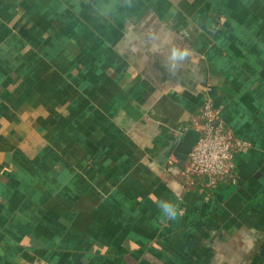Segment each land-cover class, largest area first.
I'll use <instances>...</instances> for the list:
<instances>
[{"label":"crops","instance_id":"obj_1","mask_svg":"<svg viewBox=\"0 0 264 264\" xmlns=\"http://www.w3.org/2000/svg\"><path fill=\"white\" fill-rule=\"evenodd\" d=\"M206 85L249 146L173 218ZM0 264H264V0H0Z\"/></svg>","mask_w":264,"mask_h":264},{"label":"built area","instance_id":"obj_2","mask_svg":"<svg viewBox=\"0 0 264 264\" xmlns=\"http://www.w3.org/2000/svg\"><path fill=\"white\" fill-rule=\"evenodd\" d=\"M199 107L192 113L189 126L197 134L191 149L185 153L181 166L167 171L169 186L176 195L172 206L177 216L186 214L181 196L186 189L194 187L197 179H204L208 195L225 179L234 182L236 160L249 144L237 137L226 123L210 96V87L205 86Z\"/></svg>","mask_w":264,"mask_h":264},{"label":"water","instance_id":"obj_3","mask_svg":"<svg viewBox=\"0 0 264 264\" xmlns=\"http://www.w3.org/2000/svg\"><path fill=\"white\" fill-rule=\"evenodd\" d=\"M196 137H197V134L196 132L194 131L193 133V137L191 136H187L184 141L181 143V146L179 148V150L182 152V153H187L191 147L193 146L194 144V141H196Z\"/></svg>","mask_w":264,"mask_h":264},{"label":"clouds","instance_id":"obj_4","mask_svg":"<svg viewBox=\"0 0 264 264\" xmlns=\"http://www.w3.org/2000/svg\"><path fill=\"white\" fill-rule=\"evenodd\" d=\"M170 211H171V210H170ZM171 215H172L173 218H175V216H176L175 211H171Z\"/></svg>","mask_w":264,"mask_h":264}]
</instances>
